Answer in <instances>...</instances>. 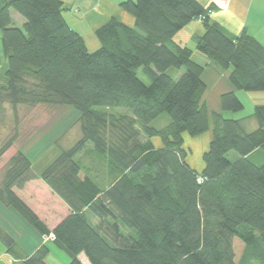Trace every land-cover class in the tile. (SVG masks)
I'll return each instance as SVG.
<instances>
[{"label": "trees", "instance_id": "16d2710c", "mask_svg": "<svg viewBox=\"0 0 264 264\" xmlns=\"http://www.w3.org/2000/svg\"><path fill=\"white\" fill-rule=\"evenodd\" d=\"M120 6L134 26L111 18L95 31L100 47L89 51L60 0H0V101L69 106L79 132L39 174L16 149L0 201L40 234L52 233L67 264H82L79 254L88 264H264V158L252 155H264V104L244 118L222 115L243 108L236 90L264 92V47L245 30L230 35L209 17L213 7L196 0ZM11 10L23 17L21 27ZM194 19L203 33L193 48L177 44L174 35ZM193 51L228 70L232 89L219 94L217 111L204 101L205 66ZM162 114L169 120L152 124ZM248 119L256 122L252 131ZM204 133L198 171L187 161L183 135ZM34 178L68 207L52 230L11 190ZM0 239L20 264H47L46 243L27 255L1 230Z\"/></svg>", "mask_w": 264, "mask_h": 264}, {"label": "crops", "instance_id": "0c3cea01", "mask_svg": "<svg viewBox=\"0 0 264 264\" xmlns=\"http://www.w3.org/2000/svg\"><path fill=\"white\" fill-rule=\"evenodd\" d=\"M63 5V16L71 29L77 32L84 40V43L89 51L96 50L101 43L96 37L95 31L97 28L105 24L111 18L128 25L134 26V19L131 14L126 12L121 6V2L125 0H60ZM204 7H213L209 13V17L219 23L232 36L239 34L245 30L253 36L264 47V0H196ZM203 33V26L200 20H192L179 30L173 37L174 41L181 45L193 48L195 38ZM192 59L205 66L202 72V79L206 83V91L204 101L210 111L218 110L219 94L232 89L228 82V70L217 68L208 58L193 51ZM239 99L244 96L240 92L235 91ZM255 92L251 106L256 104H264V94ZM264 93V92H263ZM224 115V112H222ZM249 116V115H248ZM224 117L228 118H244L235 117L234 114H227ZM246 130L252 131L257 125L253 119L245 121ZM184 136V146L188 148L191 144V150H188L187 161L195 168L200 170L202 162L198 161V156L206 150L209 133H204L198 137L190 138ZM152 143L159 147L161 141L158 137L151 138ZM255 160L261 162L264 158L263 153L253 152ZM31 157V170L39 174L48 164L39 171L33 169V156ZM36 188L39 191L54 195L49 187L39 178L30 179L24 182L21 187L13 186L12 192L16 194L46 225L49 230L67 215L68 207L57 197L61 202L59 212H54L52 204H46L41 198L36 197L31 191ZM47 205V206H46ZM50 209V211L48 210ZM49 212H48V211ZM58 212V213H57ZM60 213V214H59ZM0 230L9 236L18 246L21 253L30 255L42 244L41 235L34 229L23 217H21L11 206L4 205L0 201ZM47 245V244H46ZM46 256L47 264H58L51 252ZM82 264H88L83 254L78 255ZM18 262V263H17ZM0 264H20L13 256L6 251L3 241L0 239Z\"/></svg>", "mask_w": 264, "mask_h": 264}, {"label": "rangeland", "instance_id": "374dc122", "mask_svg": "<svg viewBox=\"0 0 264 264\" xmlns=\"http://www.w3.org/2000/svg\"><path fill=\"white\" fill-rule=\"evenodd\" d=\"M10 14L13 18V24L21 27L22 22L24 21L23 17L13 10L10 11ZM2 56L0 48V84L3 82L2 69L5 66ZM210 61L219 68L212 60ZM171 70L175 71L174 69ZM221 70L224 71V69ZM236 91L244 95L240 99L243 108L235 112L223 111V116H226L227 114H234L235 117L250 115L253 110V105L251 106L253 98L246 96L252 97L251 94L255 96V92L264 94L263 91ZM76 117L77 113L69 106L54 108L45 105H36L30 107L23 104L14 105L11 104L9 100L0 101V182L8 158L18 148L23 149L28 155L34 157L33 161L36 160V163H34L33 169L35 171H39L46 164H49L57 156L62 147H67L78 137V126L74 123ZM164 118L169 120L167 115L162 114V116L154 120L152 124L155 126H161L159 124H162V122L165 121ZM63 131L64 134L62 138L59 139L60 141H57ZM187 147L188 150H191L192 146L191 144H188ZM227 157L230 161H234L239 156L237 152L232 150L228 152ZM198 161L200 164V156H198ZM31 191L36 197H39L43 202H46V204H52L54 212L60 209L59 206L61 205V202L56 196L45 194L36 188H32ZM48 210L50 211V209ZM41 240L42 244L40 246L46 243L47 246L50 247L54 258L56 259L55 262H58V264H67L70 261V257L65 251L56 247L51 241L44 242L43 235H41ZM249 261L250 264H262V262L257 259H250Z\"/></svg>", "mask_w": 264, "mask_h": 264}, {"label": "built area", "instance_id": "2783aa9c", "mask_svg": "<svg viewBox=\"0 0 264 264\" xmlns=\"http://www.w3.org/2000/svg\"><path fill=\"white\" fill-rule=\"evenodd\" d=\"M43 238H44V242H46V241H50V240L53 239V234L50 233V234H48V235H43Z\"/></svg>", "mask_w": 264, "mask_h": 264}]
</instances>
